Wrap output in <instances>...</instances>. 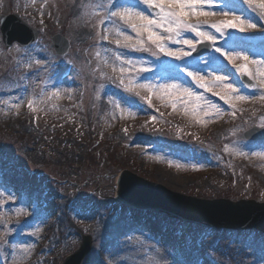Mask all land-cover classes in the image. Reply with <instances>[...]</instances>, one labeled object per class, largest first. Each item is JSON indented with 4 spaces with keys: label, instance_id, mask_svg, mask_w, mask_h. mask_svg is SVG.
Here are the masks:
<instances>
[{
    "label": "rangeland",
    "instance_id": "obj_1",
    "mask_svg": "<svg viewBox=\"0 0 264 264\" xmlns=\"http://www.w3.org/2000/svg\"><path fill=\"white\" fill-rule=\"evenodd\" d=\"M44 1L47 3L46 7L41 9ZM222 1L230 4L237 3V0ZM91 2H94V8L101 4L96 0H67L64 3L58 0H35L34 4L32 0H0V12L7 14L14 11L20 12L23 19L42 36V40L29 48V53L23 50L17 52L14 49L15 55L11 54L13 49L5 51L0 41V68L6 69L5 72L0 71L3 77L0 79V160L3 159V162L7 163L3 164L4 166L0 169V186H8L4 191H9L12 195L16 193L15 201L18 202L15 208L10 205L6 215L10 221L13 220V223L18 225L24 222H40L42 219L41 230L44 234L39 241L44 243L54 230L58 229L62 233L56 240L51 238L48 241L52 244L54 251L51 254L44 253L36 257L31 264H58L63 257L66 258L74 252L73 249L79 247L82 235H91L93 238L92 251L83 260V264H101L104 257L114 249L123 251L115 257L120 264H129L132 261V252L137 254L139 264H153L159 258L168 256L162 250L163 245L170 247V252H174V248H180L181 244L183 245L181 250L186 253L176 254V256L179 258L188 256L191 264L195 262L204 264L201 261V253L203 250H208L207 244L216 234H197L198 241L195 244H186L181 236L183 229H186L185 225L181 226L179 223L168 221L165 217H160L151 211H143L138 217L133 214L131 219L123 221V231L117 239L106 241L104 242L106 244H103L105 239L113 237L111 232H116L115 228L119 226V213L123 214L126 207L120 202L121 206L102 205L107 201L101 197L114 196L112 193L117 189L114 175L128 168L133 173L156 179L167 188L186 195L203 199L226 198L233 201L252 199L264 203V176H260V167L254 164L259 158L251 157L246 160L248 165L244 167H249L247 170L250 176L244 180L242 188L236 186L230 176L227 179L224 172L212 170L219 163L221 156L226 157L225 152H218L220 148L214 146L216 141L219 143L220 139L230 141L229 144L238 146L244 152L247 147L255 149V143L240 139V135L251 126L258 125L259 117L264 116V111H259L264 109V104L261 101L241 103L238 108L247 106L242 111H252L250 116L238 117L236 115L233 118L227 114L231 110L228 107L223 108L220 103L225 110V115L204 124H197L194 120L196 129L193 130L191 125L168 126L162 118L145 123L149 121L146 115L147 104L143 103L140 98L125 93L116 85L109 86L108 90L101 95L100 100H97L93 87L98 80H101L99 72L93 73L95 65L101 63L95 57L97 47L94 44L93 27L97 18L84 15L85 7ZM238 3L242 4V1ZM257 11L260 10L257 9ZM38 15H40V20H38ZM43 19H53V21L45 24ZM56 33H62L71 41L70 53L62 60L55 59L51 51L50 38ZM114 39L115 37L111 36L113 45L109 48L115 49ZM260 40H264V36H252V47L264 46V44H254ZM120 51H125L126 55H131L133 58L141 55L127 52V50ZM29 54L34 59L46 61L44 67L33 64L32 68L26 69L23 65L28 63ZM108 55L111 57V53ZM143 56L145 59H152L146 53ZM207 58L200 60L201 67L204 66ZM161 59L167 62L169 58L162 57ZM221 61L226 65L225 72L234 73L230 64L225 63L222 58ZM52 62L56 63L52 64ZM178 62L180 61L170 60L168 63ZM8 64L11 69L8 68ZM157 68L167 69L161 63L153 66V70ZM66 69L71 70L72 73L68 75L69 72H66ZM205 71H211V69ZM21 76L25 79L22 80ZM167 76L162 77V80H156L159 76L154 79L151 77V79L164 82ZM81 79L86 82L88 91L82 103V98L76 103L73 98L80 87L78 85ZM45 80H47L48 90L54 87L71 90V98L65 92L61 99L51 101L50 104L58 105V111L52 110L50 104H45L42 105L44 111L37 113L30 111L28 119L25 111L21 117L17 116L16 113L25 99L32 98L34 95L39 97L40 88L44 86ZM109 96L119 100L123 106L129 107L132 111H137L138 114L135 118L121 119L117 112V118L113 119V108L108 103ZM68 99L67 105L62 103ZM4 100H8L9 105L20 104V108L18 110L10 108L2 103ZM130 100L135 101V104H128L127 101ZM155 100L154 104L165 108L166 102L156 98ZM141 108L143 110L138 111ZM180 109H182L181 106L176 108L177 111ZM176 110L167 108L165 113L170 118L177 119L178 115L174 112ZM184 116L190 117L185 113ZM118 122H122V131L114 132L118 129ZM207 125L214 129L210 135L206 133ZM125 128L127 133L123 131ZM107 130H110L109 134L115 133L109 139L105 137ZM193 133L196 135L191 136ZM155 134L161 135L162 139L153 138ZM190 138L195 142L188 143ZM93 139H102L107 144L106 147L101 148V145H95V143L92 145L89 140ZM114 140H118L120 145H115ZM143 144L150 145V149L154 151L152 152L153 161L166 162L173 156H182L180 159L182 170L176 174L164 167L144 163V155H141L142 149L140 148ZM94 151H97V155H93ZM184 164L186 168L183 167ZM191 170L194 172L189 173ZM34 172H41L43 186L35 200L28 195L31 189L35 188L32 183L41 186ZM158 172L161 176L157 175ZM20 175L25 179L24 182L19 181ZM59 189L62 194L58 193ZM70 190L80 201L67 195V191ZM65 194L68 197H64ZM32 200L35 202L32 203ZM78 202H83L85 205ZM54 206L59 209L57 211L61 214L59 218L55 216L56 212L54 214L48 212L49 208ZM17 209L23 210L19 216L16 215ZM9 210L13 212L10 213ZM106 210L114 214V223H108ZM122 219L124 217L120 216V220ZM137 223H142L140 227L144 232L132 239V225ZM16 224L11 228H16L11 235L17 231ZM176 230L180 231L178 238ZM254 236L264 239L261 235L246 233L244 237L226 235L223 240L230 244L227 237L235 239L238 245L231 247L226 244V246L231 252L238 248V255L242 256L244 261L250 256H260L264 261V246L258 243ZM128 237L131 241H128ZM147 237H150L149 240L153 242L152 246ZM166 240H169L168 244ZM107 248L109 252H105ZM253 248L254 251L251 250ZM217 249L216 247L212 253L220 255ZM248 250L252 252L250 256H248ZM260 251L261 255L258 253ZM35 252L34 249L26 261L31 259ZM6 258L10 256L7 255ZM3 259L4 254L0 251V260ZM5 262L9 263V260L5 259Z\"/></svg>",
    "mask_w": 264,
    "mask_h": 264
},
{
    "label": "snow or ice",
    "instance_id": "obj_2",
    "mask_svg": "<svg viewBox=\"0 0 264 264\" xmlns=\"http://www.w3.org/2000/svg\"><path fill=\"white\" fill-rule=\"evenodd\" d=\"M32 3L34 4L35 0H32ZM242 5L247 7L224 4L222 0H133L131 3L124 0H106L105 3L95 6L98 10L90 13L87 8L93 6L88 5L84 15L98 20L97 44L109 41L110 36L115 37V49L102 48L95 52L97 61L104 67H110L113 75L102 71L100 63H97L93 73L99 72L101 80H107L125 93L139 97L149 108L153 106V97L166 102L173 110L180 105L184 113L197 124H204L225 115L222 106L205 95L211 92L212 96L219 97V100L231 110L227 114L235 118L236 113L242 111L238 108L239 104L254 100L264 102V47L257 50L252 47L249 38L237 35L257 30L264 32V23L258 25V21L247 15L249 11L257 13L259 9L257 13L259 21H264V0H242ZM43 7L42 4L41 9ZM219 41H223V44ZM22 47L25 53H29L28 45H17L16 51H21ZM201 48L211 50L203 67L200 66L199 58ZM120 50L141 55L133 58ZM108 53H111V57ZM145 53L152 59H145L143 56ZM193 53L197 55L194 57ZM162 57L181 63L164 62ZM221 58L233 66L235 73H239L238 77L233 79L234 73L225 72L226 65ZM45 63L46 61L34 59L29 54L28 63L23 66L30 69L33 64L44 67ZM158 63L169 70L164 82L145 76L146 73H151L153 66ZM206 69L211 71H205ZM20 78L25 79L24 76ZM187 78H190V84ZM190 85H195V89H203V92L194 90ZM104 89V83L97 86V100H100ZM65 92L71 98V90H62L58 87L48 90L45 80L44 86L40 88L39 97L34 95L27 100V108L32 113L44 111L42 105L61 99ZM2 103L17 110L20 108V104L9 105L8 100ZM108 103L113 108V119L117 118V112L121 119L135 118L138 114L112 96H109ZM50 108L59 110L58 105L54 103L50 104ZM156 119V116H151L145 123ZM257 126L264 130V116L259 117ZM123 131L127 133L126 128ZM224 151L234 156L244 158L249 156V153L235 145L230 147L226 144ZM251 156L264 160V146L260 151H253ZM169 166H172L171 161ZM176 167L180 165L177 164ZM4 197L5 193L0 191V204H3ZM7 198L13 201L16 199L11 193ZM22 212V209H17L16 215L19 216ZM0 224H3L5 229L0 233V242L11 249L12 264H22L32 254L34 245L10 243L8 237L14 230L8 228L2 213ZM38 232L39 228L28 234L36 236Z\"/></svg>",
    "mask_w": 264,
    "mask_h": 264
},
{
    "label": "water",
    "instance_id": "obj_3",
    "mask_svg": "<svg viewBox=\"0 0 264 264\" xmlns=\"http://www.w3.org/2000/svg\"><path fill=\"white\" fill-rule=\"evenodd\" d=\"M23 25L12 17H7L2 25L3 38L6 43L13 40L20 42H29L33 39L32 34H25ZM140 186L138 191L127 187V185ZM119 199L122 201L131 200L134 204H140L143 208L152 209L160 213L172 214L175 217L200 218L213 221L218 224H252L264 229V207L258 205L246 206V203L238 204H218L219 201H204L192 197L182 196L176 193V198L170 205L164 204L162 201V193L172 192L160 184L148 182L142 178H138L129 172H124L119 180ZM251 204V203H250ZM231 211V212H229ZM249 211L250 219L233 217V213ZM227 212L229 214L227 215ZM78 252L75 257L81 256Z\"/></svg>",
    "mask_w": 264,
    "mask_h": 264
},
{
    "label": "bare ground",
    "instance_id": "obj_4",
    "mask_svg": "<svg viewBox=\"0 0 264 264\" xmlns=\"http://www.w3.org/2000/svg\"><path fill=\"white\" fill-rule=\"evenodd\" d=\"M143 151V154H145L144 156V163L146 164H152V162L150 161V158H149V150H150V145L148 144H143V146L140 147ZM160 167V166H158ZM129 172L130 174L133 175L132 171H127ZM178 174V173H176ZM159 176H161V174L158 172ZM136 177L138 178H141L140 175H135ZM164 178V176L162 177ZM114 179L116 180V183L118 182L119 180V175H114ZM127 187H132L131 188V191H130V194H132V189L135 190V191H138V188L140 186H137V185H133V186H129V184L127 185ZM162 195V201L164 204H167V205H170L173 200L177 197L176 196V193L175 192H164L161 194ZM116 199L122 204L124 205L126 208H124V213L121 214L119 213V218H118V222H119V227H116V232H122L123 231V221L127 220V219H131L132 218V215L135 214L137 217L140 215L141 212H143V207L140 205V204H134L132 203L131 200L129 201H122L119 199V193L116 194ZM121 206V205H120ZM122 209V207H121ZM134 212V213H133ZM120 216L124 217V219L120 220ZM136 217V219H137ZM142 223H137V224H133L132 225V239L135 238V236H139V234H142L144 231L143 229L140 227ZM34 228H39V225L38 224H35L33 226ZM189 227H186V230L188 229ZM169 240H166V244H168ZM146 242H149L148 240H146ZM21 244V243H20ZM153 245V242H151V246ZM73 251H76V248L73 249ZM77 254V253H76ZM113 254L115 255H112L110 254L111 257H117L119 256L120 254V249H115L113 251ZM164 254H169L168 251L166 250V252H164ZM88 255L85 256V258L87 257ZM170 259H171V256H167L165 258H159L158 260L155 261V263L153 264H169L170 262ZM139 259H138V256L136 253L132 252V264H139ZM58 264H83L82 263V259L80 256H76L74 255V253H71L70 255H68L66 258L63 257L61 261L58 262ZM84 264H87V263H84Z\"/></svg>",
    "mask_w": 264,
    "mask_h": 264
}]
</instances>
